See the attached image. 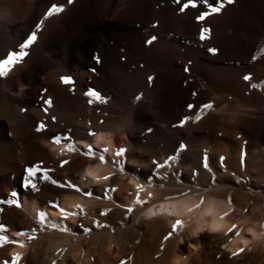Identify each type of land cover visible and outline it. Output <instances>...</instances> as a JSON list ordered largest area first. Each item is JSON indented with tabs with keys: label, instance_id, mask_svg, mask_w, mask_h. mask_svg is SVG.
<instances>
[{
	"label": "bare ground",
	"instance_id": "6f19581e",
	"mask_svg": "<svg viewBox=\"0 0 264 264\" xmlns=\"http://www.w3.org/2000/svg\"><path fill=\"white\" fill-rule=\"evenodd\" d=\"M53 3L64 11L46 17ZM205 10L180 12L175 0H0V58L32 31L38 37L0 77V224L8 229L0 235L18 241L0 246V264L16 254L18 264H264V0H235L198 21ZM202 27L211 29L207 40ZM96 43L102 63L92 57ZM209 102L199 121L179 126L197 114L189 104ZM41 121L47 128L37 131ZM58 134L70 139L53 143ZM89 145L95 155L85 156ZM172 155L171 168H155ZM36 164L80 190L42 173L36 189L25 187ZM177 219L186 226L164 241Z\"/></svg>",
	"mask_w": 264,
	"mask_h": 264
},
{
	"label": "snow or ice",
	"instance_id": "6c2138e0",
	"mask_svg": "<svg viewBox=\"0 0 264 264\" xmlns=\"http://www.w3.org/2000/svg\"><path fill=\"white\" fill-rule=\"evenodd\" d=\"M175 2L177 3V5L179 6V11L180 12H184L185 10L189 9V8H196L199 5H204L207 7L208 10H205L203 12H201L197 17L196 19L200 22H204L208 19V17L212 14H215V13H220L222 11V9L225 7V4H232L235 2V0H175ZM64 11L63 7L53 3L50 7V9L48 10V12L46 13V17H51L53 16L54 14H57V13H60ZM44 23V20H41L38 24H37V29H39L40 27H42ZM210 33H211V29L208 28V27H202L200 29V36H199V39L200 40H207L210 38ZM37 31H32L31 34L27 37V39L21 43L19 45V50L18 51H11V52H8L3 58H0V77H7L10 72L12 71V69L20 64L25 57L28 56V49L37 41ZM156 39L155 36L151 37L149 40L146 41L147 44H151L154 40ZM209 51L213 54L217 53L218 49L216 48H211L209 49ZM187 71V69H186ZM62 79V82L65 84V85H71L73 84V80L71 79V77H67V76H64L61 78ZM153 78L152 77H149V81H151ZM244 80H251V77L248 76V75H245L243 77ZM251 87L252 88H257V87H260V85H257V84H251ZM86 95L88 97H95L96 100L98 101H101V102H104L103 101V98L100 96V94L98 92H96L95 90H91L89 92L86 93ZM137 99L139 100L140 97H137ZM44 103V107H43V111L45 113L48 112L49 110V107H51L52 105V100L49 98V99H45L43 101ZM89 103H92V100L90 99L89 100ZM189 109H194V110H198L197 111V114L194 115V116H185L182 120H181V124L179 126H183L187 123H189L190 121L192 120H195V121H199L202 116L201 114H203L205 112L206 109H213L214 108V104L209 102V103H205L203 104L202 106L200 105H195V104H189L188 105ZM52 120H55V116H52L51 117ZM47 128V125L41 121L39 124H38V127H37V131H44L45 129ZM149 131H151L149 129ZM90 136H95L96 134L93 133V132H90L89 133ZM63 139H70V136H62V135H55L53 137V143H56V144H59L61 142V140ZM184 148H186V145H183L181 144L179 146V150H183ZM69 151H77V147L74 145V144H70L69 145ZM107 152V149H104L101 154H100V159L103 161L104 160V153ZM125 152V149L121 148L117 151L116 155L117 156H123ZM84 155L85 156H92V155H95V153L93 152V149H92V146L89 145L88 148H87V151L84 152ZM179 158L178 155H172L168 158V160H165L164 162H157V161H154L153 164L155 166V168H158V169H164V168H171V162H175L177 161ZM223 160V158H221ZM68 161L65 160L62 162L61 164V167H63L65 164H67ZM204 168H208V163H207V156L205 155V158H204V164H203ZM121 171H123V168L121 167L120 169ZM51 172H54V169H49V168H46V167H42L41 164H36L34 166H30L26 169V177L24 178V181H23V184L25 187H31L33 189H36L37 188V184L33 182V178H35L37 176V173H42V175L40 176V179L43 180V181H51L52 184L54 185H58L59 187L61 188H73V189H77V186L75 184H72L71 182L69 181H64L62 183L58 182L56 179H53L52 175H50ZM89 176L92 175L91 172L88 173ZM195 175V173H194ZM104 179H108V177H104ZM149 183H151L149 181ZM136 187L138 189H142L144 187V185L142 184H137ZM77 190H80V189H77ZM106 192L108 190H105ZM111 191H115V189H111ZM18 195V193H16L15 191L11 193V196L12 197H16ZM85 195H88V196H91L92 193L89 191V192H86ZM149 198H151L152 194L149 193ZM180 195H188V193H180ZM165 199H175V197H166ZM137 201L140 203V204H147L148 201H145V200H140L139 198V194H137ZM6 203H14L13 200H6L5 201ZM203 199L200 201V204H197L196 207L199 208L202 204H203ZM58 206V205H57ZM192 209H189V211H191ZM129 211H131V209H129ZM150 213H151V210H149ZM60 212L63 213L65 216H68V215H75V213H65L64 212V209L63 208H60ZM102 214H105V213H102ZM154 214V213H152ZM41 219L44 218L45 216V213H41ZM228 213L225 212L223 214V216H227ZM223 216L221 217V219H223ZM97 226L98 227H103V225H100L98 222H97ZM186 226V222L183 221V220H180V219H177L175 221V223L172 224V231H169L168 234L164 237V241H168L170 240L171 238H173L174 235H178L181 231V229H183L184 227ZM52 227H55V225H52ZM237 229V225L233 224L231 227H229L227 229V232L225 233V235H227L228 233H233L234 230ZM64 231H67L68 229H63ZM8 229L5 227L4 224H0V233H5L7 232ZM86 232H90L91 229H85ZM211 231L213 232H219L221 231L220 227L218 225H213L212 228H211ZM25 233L24 232H18L17 235H24ZM235 235L236 236H239L240 235V232L239 231H235ZM18 243V241H16L15 239H9L8 236L6 235H0V246L4 245V244H16ZM247 243V241H245V244ZM225 248H227V244L224 245ZM231 251V250H229ZM244 251V248H240L238 249L236 252H232L231 254L233 256H236V255H239L240 253H242ZM20 255L19 254H16L15 258H14V261H13V264H18L19 260H20ZM4 264H8L7 261L4 262ZM122 264H124V262H122Z\"/></svg>",
	"mask_w": 264,
	"mask_h": 264
},
{
	"label": "rangeland",
	"instance_id": "374dc122",
	"mask_svg": "<svg viewBox=\"0 0 264 264\" xmlns=\"http://www.w3.org/2000/svg\"><path fill=\"white\" fill-rule=\"evenodd\" d=\"M27 39V37H25L24 39H23V41H22V43L25 41ZM36 43V42H35ZM35 43L33 44V45H35ZM21 44V43H20ZM19 45V44H18ZM18 45H15V46H13V48H11V49H9L8 50V52H11V51H17V49L19 50V47H18ZM31 46L27 51H28V55H30L31 54V52L32 51H30L31 49H33V47L34 46ZM97 46V47H96ZM101 46V47H100ZM96 48H97V50H96ZM105 48H103V46L102 45H100V44H95V46H94V48H93V51H92V57L95 59V60H97L98 62H100L101 60V62L100 63H102L103 62V59H104V52H103V50H104ZM7 52V53H8ZM103 52V53H102ZM98 53V54H97ZM98 56H97V55ZM101 54H103V55H101ZM26 58V57H25ZM24 58V59H25ZM101 58V59H100ZM92 71H94V70H92ZM94 145V144H93ZM93 145H92V147H93ZM95 146V145H94ZM95 147H97V145L95 146ZM102 149V148H101Z\"/></svg>",
	"mask_w": 264,
	"mask_h": 264
}]
</instances>
